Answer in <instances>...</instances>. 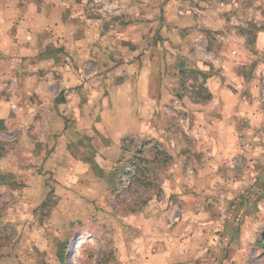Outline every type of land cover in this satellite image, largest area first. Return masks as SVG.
I'll return each instance as SVG.
<instances>
[{
	"label": "rangeland",
	"instance_id": "374dc122",
	"mask_svg": "<svg viewBox=\"0 0 264 264\" xmlns=\"http://www.w3.org/2000/svg\"><path fill=\"white\" fill-rule=\"evenodd\" d=\"M51 5L81 46L0 132V264H264V0Z\"/></svg>",
	"mask_w": 264,
	"mask_h": 264
},
{
	"label": "crops",
	"instance_id": "0c3cea01",
	"mask_svg": "<svg viewBox=\"0 0 264 264\" xmlns=\"http://www.w3.org/2000/svg\"><path fill=\"white\" fill-rule=\"evenodd\" d=\"M45 1L0 0V132L17 120L11 109L15 103L20 106L34 92L50 93L52 86L66 87L72 78L68 56L81 43L70 44L74 39L63 34L68 24L53 14V5L45 12ZM46 31L50 38L40 36ZM25 107L30 108L20 110Z\"/></svg>",
	"mask_w": 264,
	"mask_h": 264
},
{
	"label": "trees",
	"instance_id": "16d2710c",
	"mask_svg": "<svg viewBox=\"0 0 264 264\" xmlns=\"http://www.w3.org/2000/svg\"><path fill=\"white\" fill-rule=\"evenodd\" d=\"M67 249H68V247H65V248L63 249V251H62L61 257H62L63 260H64V254H65V252L67 251Z\"/></svg>",
	"mask_w": 264,
	"mask_h": 264
}]
</instances>
